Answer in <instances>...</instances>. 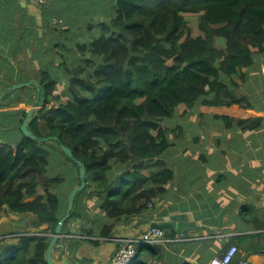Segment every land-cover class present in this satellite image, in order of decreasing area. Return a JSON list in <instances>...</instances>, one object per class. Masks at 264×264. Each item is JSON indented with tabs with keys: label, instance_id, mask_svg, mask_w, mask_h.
<instances>
[{
	"label": "trees",
	"instance_id": "obj_1",
	"mask_svg": "<svg viewBox=\"0 0 264 264\" xmlns=\"http://www.w3.org/2000/svg\"><path fill=\"white\" fill-rule=\"evenodd\" d=\"M192 21H197L200 34H192ZM50 25L52 58L36 76L40 97L28 128L37 136L57 135L84 163L86 185L76 194L56 244L63 249L64 244H80L63 234L71 233L69 222L84 224L92 214L88 200L106 217L120 218L142 213L164 192L173 176L161 160L172 144L166 119L176 112L189 114L199 102L223 126L233 125L232 105L243 107L244 98L225 78L252 65L264 51V0H114L113 7L95 12L74 35L60 19ZM21 89L0 101V212L5 207L31 212L37 228L45 226L36 232L51 234L79 183V168L54 141L76 174L51 172L56 147L22 133L36 89ZM12 94L28 108L9 105ZM64 182L70 183L67 191L57 188ZM81 226L76 231L99 236L96 242H101L111 236L114 225L98 232ZM15 237V244L0 240V256L6 257L0 264H47L50 236L27 232ZM155 249L139 245L129 264H146L140 252Z\"/></svg>",
	"mask_w": 264,
	"mask_h": 264
},
{
	"label": "crops",
	"instance_id": "obj_2",
	"mask_svg": "<svg viewBox=\"0 0 264 264\" xmlns=\"http://www.w3.org/2000/svg\"><path fill=\"white\" fill-rule=\"evenodd\" d=\"M88 3L89 0H47L45 4L33 5L29 0H0V91L17 82L36 81V76L47 68L52 58L54 38L49 25L60 19L72 35L75 30H83L75 20ZM235 76L242 80L238 85L235 78L228 81L237 85L233 90L244 98L243 107L232 105L233 125L227 127L222 137L225 148L219 146V138L216 142V152L226 156V165L216 164L213 168L203 164L205 158L198 160L201 174L189 172L188 168L181 173L162 156L161 160L173 171V176L164 192L155 197L145 211L129 217L108 218L88 200L87 207L92 214L84 224L72 220L67 230L73 232L78 225H83L81 227L98 232L100 227L112 224L111 236H134L148 230L153 221L170 222L174 230H168L175 235H167L177 240L153 245L158 249L149 253L141 251L140 258L146 264H209L230 244L238 248L234 264H240L243 259L247 264H264V51ZM20 101L21 98L18 103ZM8 104L14 105V102L8 101ZM19 106L28 108L25 103ZM255 120L259 122L256 127L248 126ZM238 121L244 123L239 125ZM180 148L183 153L187 150L186 140ZM201 157L204 158V154ZM176 185L179 186L177 197L172 194ZM9 213L22 219L27 215L35 216L31 212ZM23 220L24 224L30 222L27 218ZM36 221L35 216L33 226ZM33 233L50 236V233ZM90 237L88 241L73 244V248L62 244L63 249L71 251L69 255L55 245L54 264L72 261L74 264H109L116 248L112 237L101 242H96L99 236ZM5 243L15 244L17 237L1 240V244Z\"/></svg>",
	"mask_w": 264,
	"mask_h": 264
},
{
	"label": "rangeland",
	"instance_id": "obj_3",
	"mask_svg": "<svg viewBox=\"0 0 264 264\" xmlns=\"http://www.w3.org/2000/svg\"><path fill=\"white\" fill-rule=\"evenodd\" d=\"M113 1L114 0H89L88 5L85 6L83 12L80 13V18H79V12L77 13V18L75 21L81 27L85 28L88 25V23L91 22V20H93L95 12L113 7ZM100 23L101 22H99V24ZM189 27L191 28V32L193 35L200 34L197 28V21H192L191 23H189ZM217 44L219 46H222L219 42H217ZM237 74L238 71L237 73L233 74L231 77L228 78H230L231 80H234L235 78L236 81L235 80L234 81L238 85L239 82H241L242 80H240L238 76H235ZM222 78L224 79V77ZM225 79L229 83L227 76ZM11 93H15V94L22 93V89L18 88L13 91H10L7 94H11ZM9 101L18 103L19 99L18 97H16V95L12 94ZM14 105L18 106L19 104H14ZM201 108H204V106L202 107V105L199 102H197L195 103V105L191 110L193 111L192 115L186 114L183 116L180 115L179 112H176L172 117L166 119V123L171 129V131L167 133V137L170 140V142H172V144L163 153V157L171 165V167L178 169L181 173H183L185 169L188 168L189 172H193L194 174L197 173L201 174V169L198 167L201 161H199L198 163V160L205 158H206V162L203 164L209 165L213 168L216 166V164L220 166L226 165V161H227L226 156L221 155L218 151L216 152V145H217L216 142H217V138H219L218 140L219 146L225 148V142L222 139V137L226 135L227 127L223 126L221 120H217L214 118V113L211 110L204 108L202 109V114L199 115V111L201 110ZM223 112L225 111H220V114H222ZM1 116H3V114L0 115V118ZM45 116L46 117L49 116V113L46 114ZM40 126L43 133L47 132L48 129L46 127L45 121L41 120ZM6 131H9V129H7ZM184 135L186 136L184 137ZM10 136L11 134H8L5 137H10ZM184 140H186L187 143V150L183 153L182 149L184 147H182V149L180 147L182 141ZM48 143L56 147L54 154L50 157L51 158L50 162L54 166V169L51 172H59L61 176H65L67 174L69 175L76 174V167L64 157L65 154L63 155L60 152V150H57L58 148L55 142L48 141L47 144ZM182 146H184V144ZM201 154H204V158L201 157ZM180 178H185V177H180ZM69 186H70L69 182H64L57 188L67 191ZM172 194L176 197L179 195L178 185H176L172 189ZM25 218H27V220H29L30 222L24 224L25 222L23 219ZM25 218L23 217L22 219L20 218V216H14L13 214H10L8 208L5 207L0 212V240L13 239L16 235L21 233H27V232L36 233V231L44 230L45 226H42L43 229L40 227L37 228L36 223L33 226V221L35 220V216L27 215ZM5 258L6 257L4 255L0 256V260H5Z\"/></svg>",
	"mask_w": 264,
	"mask_h": 264
},
{
	"label": "water",
	"instance_id": "obj_4",
	"mask_svg": "<svg viewBox=\"0 0 264 264\" xmlns=\"http://www.w3.org/2000/svg\"><path fill=\"white\" fill-rule=\"evenodd\" d=\"M28 86H34L35 87L36 95H35V99H34L32 105L28 108V110L26 112V116L23 119V122L20 126L22 133L26 137H29L31 139H35L39 142L57 141L59 143V146L62 149V151L69 158H71L72 161L75 164H77V166L79 168V183H78V185L74 186L72 188V190L70 191L68 198H67L66 210H65L64 214L59 218V220H58V222L54 228V231L50 234V240H49L48 245H47L46 250H45V258H46L47 264H54V260H53L54 247L57 244L59 238L62 236V229H63L64 223L70 217L76 194L79 191H81L86 185L85 167H84V163L74 156L72 149L70 147L66 146L64 143L60 142L57 135L37 136L28 128L29 121L31 119L33 112L36 110V106L38 104L39 97H40V86H39L38 82H36L35 80H27V81H21V82L14 83V84L4 88L0 92V101L10 91H13L15 89L22 88V87H28ZM153 227L161 228V229L174 230V227L170 222L157 223V222L153 221L150 225V228H153Z\"/></svg>",
	"mask_w": 264,
	"mask_h": 264
},
{
	"label": "built area",
	"instance_id": "obj_5",
	"mask_svg": "<svg viewBox=\"0 0 264 264\" xmlns=\"http://www.w3.org/2000/svg\"><path fill=\"white\" fill-rule=\"evenodd\" d=\"M33 5L45 4L47 0H29ZM152 202L148 203L151 204ZM65 238H72L79 241H87L91 237L85 234H82L76 229L67 234H63ZM111 240L116 246L109 264H129L132 259L136 256L137 247L141 244L147 245H158L164 244L168 241L177 240V238L167 236L165 229L161 228H149L143 233L136 234L134 236H112ZM238 248L235 244H230L226 250L217 257H214L210 260L209 264H234ZM240 264H247L246 260L243 259Z\"/></svg>",
	"mask_w": 264,
	"mask_h": 264
}]
</instances>
